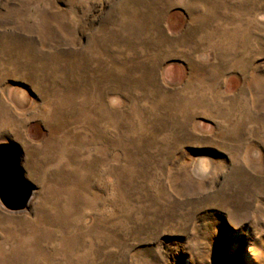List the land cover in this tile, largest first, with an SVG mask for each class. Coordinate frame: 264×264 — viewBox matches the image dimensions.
I'll return each mask as SVG.
<instances>
[{"label":"rangeland","instance_id":"374dc122","mask_svg":"<svg viewBox=\"0 0 264 264\" xmlns=\"http://www.w3.org/2000/svg\"><path fill=\"white\" fill-rule=\"evenodd\" d=\"M3 142L0 264H264V0H0Z\"/></svg>","mask_w":264,"mask_h":264},{"label":"water","instance_id":"95a60500","mask_svg":"<svg viewBox=\"0 0 264 264\" xmlns=\"http://www.w3.org/2000/svg\"><path fill=\"white\" fill-rule=\"evenodd\" d=\"M32 194L22 168V153L12 142L0 143V201L10 211H22Z\"/></svg>","mask_w":264,"mask_h":264},{"label":"bare ground","instance_id":"6f19581e","mask_svg":"<svg viewBox=\"0 0 264 264\" xmlns=\"http://www.w3.org/2000/svg\"><path fill=\"white\" fill-rule=\"evenodd\" d=\"M4 217H5V216H4ZM4 221L6 222V219H5ZM5 222H4V223H5ZM10 228H11V227H10ZM17 229H18V228H17ZM9 232H10V231H9ZM11 232H12V231H11Z\"/></svg>","mask_w":264,"mask_h":264}]
</instances>
